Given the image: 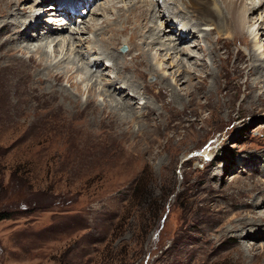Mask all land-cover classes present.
<instances>
[{
	"label": "rangeland",
	"instance_id": "rangeland-1",
	"mask_svg": "<svg viewBox=\"0 0 264 264\" xmlns=\"http://www.w3.org/2000/svg\"><path fill=\"white\" fill-rule=\"evenodd\" d=\"M22 1L35 8L28 25L37 17L47 19L54 30L63 23L43 12L53 6L50 0ZM65 1H73L78 13L77 22L67 25L69 34L80 37L79 29L91 25L85 37L92 42L72 48V60L77 51L100 53V44L109 42L110 54L120 57L121 67L127 66L125 75L149 92L140 96L129 92L126 97L125 83L112 86L122 88L117 97L128 98L137 114L124 111L128 122L120 128L107 107L117 103L101 89L91 106L89 87L81 85V78L71 84L46 79L47 72L68 67L53 63L57 55L52 44L63 38L68 42L67 36L22 45L32 47L31 52L23 49L15 56L0 41V215L7 214L0 221V264H264V225L258 230L262 235L256 234L260 238L249 235L255 222L252 212L264 210L255 207L264 203V194L257 191L264 189V74L258 86L249 64L255 55L264 67V7L253 12V21L247 20L244 33L235 37L217 42L227 31L217 34L204 21L196 22L197 37L187 43H169L165 35L154 45L170 51L168 55L160 51V56L151 51L158 74L169 78L168 85H174L173 76L182 71L180 60L187 61L185 54L177 56L170 48L180 53L193 50L186 66L195 71V79L174 87L181 99L175 105L171 90L147 68L145 41L152 37L143 29L146 15L137 16L138 9L127 13L150 0H109L112 5L117 2V8L105 0L91 6ZM160 1L166 3L161 7L173 3ZM184 1L178 0V5L184 7ZM259 1L254 0L253 7ZM10 15L2 14L0 23L12 24L5 22ZM173 19L171 28L180 32L182 27ZM139 23L141 28L136 27ZM25 27L19 22L11 27L12 38L25 37ZM209 34L211 39L206 40ZM36 45H43L51 61H45L46 53L34 50ZM212 47L213 54L207 53ZM32 56L48 69L36 68ZM92 57L87 55L84 61L77 57L72 67L79 68ZM195 59H200L198 65H193ZM104 61L95 70L102 83L115 75L109 68L114 60ZM135 66L142 81L135 76ZM63 90L79 101L78 105L72 101L79 112L61 96ZM188 90L194 94L187 95ZM241 220H250L252 226L234 229Z\"/></svg>",
	"mask_w": 264,
	"mask_h": 264
},
{
	"label": "bare ground",
	"instance_id": "bare-ground-1",
	"mask_svg": "<svg viewBox=\"0 0 264 264\" xmlns=\"http://www.w3.org/2000/svg\"><path fill=\"white\" fill-rule=\"evenodd\" d=\"M80 1L83 2V4H85V5L91 6L95 0H93V1L80 0ZM80 1H78V3ZM172 1H173L172 4H174V5H172V4L168 5V6L165 5L164 7H161V6L163 4H166V3H161L163 1H160V0H156L155 2H154V0L144 1L142 4H139L138 7L132 8L130 10V12H127L128 14H131V12L134 9H138L137 16L144 17L146 15V19L143 21V23H144L143 29L149 34V36L152 37V39H151V37H149V39H151V41L150 42L145 41V44L149 48L147 50L148 53L145 55V58H148V60H149V65L147 66V68L150 71L149 73H152V75L160 73V70H159L160 68H158L157 65L153 63L154 60H153L151 51L156 50L157 51L156 56H160V51H162V52L167 51L166 54L170 53L169 49L162 50L160 48H157L156 46L154 48V45L158 44L159 40L163 39V37L165 35H166V37H169V39H168L169 43H172L173 41H176V42H174V44H176L178 42H180V44L181 43H187L189 38L197 37V31H198L197 24L201 23V22H203V23L207 22V24L209 26L214 27V29L218 30L217 34H221L222 29H225L227 31V35L224 36L221 34L218 36L219 38L217 39V42H219V40L223 39L224 37L232 38V37H235L236 34L244 33V25L253 21V19L251 18V16L253 15V12L261 11V9L264 7V0L259 1L260 4L258 7L256 6L257 8L253 7V1L254 0H185L184 1V7L185 8L182 7L181 5H178V0H172ZM48 2H52L53 6H48L46 8H43V9H45L43 12H45V11L49 12V16H51V17L55 16L56 19L58 18L57 21L63 22L61 24L58 23L60 26L58 29L56 28V30L51 28V26H49V24L48 25L46 24V22H48V21H46L47 19L43 20V18L39 19L38 17H37L38 19L35 18V22L33 23V25H28L29 23H28L27 19L28 18L30 19L32 17V14L34 13L35 8L32 9L31 7H29V8L26 7L25 1H22V0H0V3H1L0 4V17H2V14L10 13L11 14L10 17H8L7 18L8 20H6L5 22L8 21V23H12L8 26H4V21L2 23H0V41H2L1 44H3V45H1V47L2 48H4V47L8 48L10 51V56H15L19 52H21L23 49H26L29 51L32 50V47H30L31 49L20 47L22 45H25V44L29 45V43H31V42H34L37 44H42V43H44L43 41H47L48 39H57L58 37H62L64 35H65V37L67 36L68 42L65 41L63 38V41L57 42V40H55V41H52V44H56L55 49H54V53L57 55L53 63H56V65L57 64L58 65L67 64L68 67L64 71L59 72V73L56 72L55 74H53V72H50V71L47 72L48 77H46V79L50 80L52 78L56 82L67 81L68 83L71 84L76 77H79V80L81 78L82 79L81 85L84 84V82H85L89 87V89L87 88L88 89L87 93H89L90 96L92 97L89 101L91 103V106L93 103L96 104V102H95L96 93H100L97 90L101 89V91H102L101 93H103V94L106 93V95H107L106 97L110 98V100L117 103V105L115 107L113 105H111L112 106L111 107L109 105V103H107L108 104L107 107H109V109L111 110V111H109V113L112 114V116L116 119L117 125L120 128L125 127V123L128 122V117H127L128 115L126 114L127 115L126 116V115H123L122 113H124V111H127L129 114H132L133 116L137 115L135 109H133V103H129L128 98H126V97H129V92H132L134 96H140L142 94H147L149 91L145 87H143V90H142V89H140L139 86H137L135 84L133 85L131 80H134V79L128 78V76L125 75L126 73H124V70L127 69V66L121 67V65H119V62L117 61V58H120V57H118V55H116V54H113V55L110 54V50L113 49V46L109 42H107V45H101L100 44V47L98 49L100 51V53L96 49H94L95 50L94 52H90L89 50H85V52L83 50H82L83 52L77 51L76 53H78L79 56L77 54H75V58H77V57H78V59L81 58L80 61H84L85 58L87 59V55L94 56V57H92L93 58L92 60L89 59L90 61H88V62H85V63L82 62L83 64H81V65L78 64L79 68L77 66H76V68L72 67V61L75 60V58H74V60H72V56H74L73 55L74 52L72 53V48H73V50H77L78 48L80 49L79 45H86V44H89L90 42H92L90 40V38L85 37V35L89 32V29L91 30V25H89V23H88L86 26L83 25L84 27L79 29L78 33H76V34L77 35L79 34L80 37H75L76 35L72 36L71 34H69V31H71V30H69L70 27L68 28L67 25L72 24V22H74V23L77 22V16L75 13V12H77V9H76L75 3L73 1H65V0H59L57 2L50 0ZM105 2L108 3V5H109V4H111L112 1L109 2V0L108 1L105 0ZM45 3H47V1ZM116 4H117V2L114 3L113 5L111 4L112 8L116 7ZM167 4H168V2H167ZM43 5H41V7ZM221 5H223L224 8H222ZM67 9H69L70 11H68ZM150 9L152 10L151 14L148 12V10H150ZM51 10L53 12H50ZM29 13H30V16H27V14H29ZM73 13L75 14L74 16L72 15ZM83 13H84V11L80 14H83ZM142 13H144L145 15ZM188 14L191 16V18H194V19H191L188 16ZM120 16H121V13L119 14V17ZM24 17H26V18H24ZM198 17H201L200 22L196 20V18H198ZM67 18L69 19L68 22L65 20ZM173 18L177 19L180 22L179 24L182 27L180 32L174 31V29L171 28L172 21L174 20ZM56 19L54 20V23L56 22ZM247 20H249L250 22ZM31 21H33V20H31ZM191 21H194L195 25L193 24L194 22L190 23ZM18 22L26 24V27H25L26 29H24V34H23L25 37L22 36V37H20V39L14 40L12 38V36L14 35V30L11 27H15ZM196 22H197V24H196ZM54 23H52V24H54ZM92 26L94 27V24ZM136 27L141 28L142 24L141 23L136 24ZM165 28H168L167 31H165ZM159 29H161L160 33L163 32L164 35H162V36H161V34L159 35ZM31 31H34L36 34H32ZM42 31H43V36H39V33H41ZM65 33H68V34H65ZM211 33H212V31L210 32V34ZM210 34L208 37L206 36V40L211 39ZM256 35H258V34H256ZM22 39H25V41H22ZM233 39H235V38H233ZM105 41H107V39H105ZM245 41H246V39H245ZM74 42L76 44H74ZM62 44L67 45V47H70V49L66 51V47H63ZM170 45L171 44H169V46ZM36 46H39V47L35 48L33 46L34 50L46 53L44 55V57H46L45 61H48V62L51 61V58H49V59L47 58V56H48L47 51H45V48H43V45L42 46L36 45ZM50 46H52V45H50ZM210 47H211V44H210ZM224 47H227V46H224ZM216 48H217V46H216ZM0 50H1V48H0ZM170 50H173L174 54L177 56L185 54L187 57V61L183 60V59L180 60L179 65L182 67V71H181V73L178 72V74L176 73V75L173 76L174 81H175L174 85H172V84L168 85L169 84V78L166 76L161 77L158 74V78L160 77L159 78L160 81L163 82V84H164V85L162 84L163 88H165V89L169 88L171 90L170 92H171V95L173 98V103H175V105L176 104L179 105L181 103L180 93L174 87H176V86L178 87L179 84H184V83L188 85V83L192 82L195 79V71H192V69L190 70L189 67L186 66L187 62L191 60V55H188V53H190V52L192 53L193 50L187 49L188 50L187 53H185V51L183 53H180L175 48H170ZM212 50H213V47L211 48V50L206 48L207 53L213 54ZM82 53H84V54L81 55ZM102 54L103 55L106 54L108 59L114 60L113 65L109 66V68L111 70H114V72H115V75H114L112 80H110V81L105 80V81H103V83L101 80H97L95 78V76H96L95 70H99L100 67L103 66V63L105 62L104 60L108 61V59L106 57H103V58L101 57ZM136 56L137 55H135L134 58ZM100 58H102V59H100ZM56 59H57V61H56ZM123 60H127L126 57H123ZM31 61L36 65V68L48 69V67L45 66L42 62H38L34 56L31 57ZM198 61H200V59H198L196 61H192V63H194L193 65H198ZM50 64H52V63H50ZM249 64L252 67V69L250 70V68H249V70H250V72L253 71L254 76H255V80L258 82L257 85L260 86L259 84H261L262 81H261V78L259 76H260V74H264V71H263L264 67H262V65L257 64V58L255 55H253L251 57ZM9 65L10 64L5 65L4 68L6 70H8ZM201 66L202 65H200V69H203V67H201ZM120 68H122V70ZM130 68L131 67H129V69ZM162 69H164V68H162ZM205 69H203V70H205ZM207 69H206V72H207ZM250 72H249V75H251ZM135 73H136L135 76L140 77L141 81H142V79H144V76L141 77L142 72L141 73L138 72L137 66H135ZM87 74H90V77H88ZM145 74H147V72ZM119 75H120V78H119ZM105 79H107V78H105ZM114 79H116V81H113ZM93 82H95V83H93ZM117 82L125 83L127 86V89H124L125 92L122 94V95H126V97H124L125 99L117 97V96H119L118 91L122 90V88L115 90L114 89L115 87L114 88L112 87L114 84H117ZM205 83H203V84H205ZM76 84L73 83L72 86H75ZM105 85L107 87H105ZM194 86H195L194 88H196V83ZM76 87L81 88V90H82V87H80L78 85H76ZM118 87H119V85H118ZM191 87H189V88L191 89ZM201 88H202V86H201ZM201 88L199 86L198 91H200ZM185 90H187V89H185ZM189 90H188V92H186L187 95L188 94L189 95L194 94L193 91L191 92ZM251 91H253V89H251ZM90 92H92V94ZM67 93L65 90L60 91L61 96L63 98H65L66 101H68L71 105L74 106L72 101H74L78 105L79 101L77 99L74 100V98ZM209 93H211V92H209ZM261 96H260L261 98H264V94H262ZM152 103H154V102H152ZM185 107H186V104H185ZM75 110H77V112H79L77 106L75 107ZM94 111H96V112L99 111L98 105L97 106L95 105ZM149 112H148V116H149V118H151L152 115ZM170 112H172V111L170 110ZM171 117H172V115H171ZM250 188H253V186H251ZM250 191H253V190H250ZM257 191H260V194H262V193L264 194V189L257 190ZM257 206H258V204H256L255 205L256 208H263L264 203H262V205H260L258 207ZM261 210H262V212H261ZM252 214H253V216L251 215L252 216L251 219H252V221H255V222H252L253 232H252V234H249V235L258 236V235H256V234H259V232H260L258 230H260L261 226L264 225L263 224L264 223V210L260 209L259 212H256L254 210V212H252ZM252 224H251L250 220H248V221L247 220H241L239 222V224L236 227H234V229H239L240 227H241V229L242 228L245 229L246 226H252ZM243 231H245V230H243ZM249 235L247 237H249ZM259 235L261 236L262 234H259ZM258 238H260V237L258 236Z\"/></svg>",
	"mask_w": 264,
	"mask_h": 264
},
{
	"label": "trees",
	"instance_id": "trees-1",
	"mask_svg": "<svg viewBox=\"0 0 264 264\" xmlns=\"http://www.w3.org/2000/svg\"><path fill=\"white\" fill-rule=\"evenodd\" d=\"M10 184V183H9ZM8 184V187H10V185ZM9 192V188H7V193ZM136 195V188L134 189V192H133V195L131 197V199L134 198V196ZM7 218V214H2L0 215V221L3 220V219H6ZM145 255V254H144Z\"/></svg>",
	"mask_w": 264,
	"mask_h": 264
},
{
	"label": "water",
	"instance_id": "water-1",
	"mask_svg": "<svg viewBox=\"0 0 264 264\" xmlns=\"http://www.w3.org/2000/svg\"><path fill=\"white\" fill-rule=\"evenodd\" d=\"M159 234V232H157V234L156 235H158Z\"/></svg>",
	"mask_w": 264,
	"mask_h": 264
}]
</instances>
